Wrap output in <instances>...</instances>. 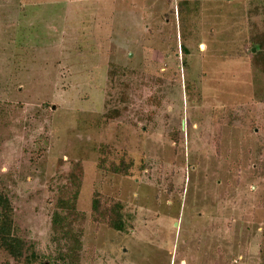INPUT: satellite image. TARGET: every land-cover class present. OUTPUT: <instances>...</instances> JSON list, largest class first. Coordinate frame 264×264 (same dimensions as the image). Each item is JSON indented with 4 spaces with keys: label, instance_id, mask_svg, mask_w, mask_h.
I'll return each instance as SVG.
<instances>
[{
    "label": "rangeland",
    "instance_id": "rangeland-1",
    "mask_svg": "<svg viewBox=\"0 0 264 264\" xmlns=\"http://www.w3.org/2000/svg\"><path fill=\"white\" fill-rule=\"evenodd\" d=\"M1 194L0 264H264V0H0Z\"/></svg>",
    "mask_w": 264,
    "mask_h": 264
},
{
    "label": "trees",
    "instance_id": "trees-1",
    "mask_svg": "<svg viewBox=\"0 0 264 264\" xmlns=\"http://www.w3.org/2000/svg\"><path fill=\"white\" fill-rule=\"evenodd\" d=\"M178 11L182 12L185 7L178 4ZM77 192L70 197L59 196L56 200L55 210L51 220V228L58 241L62 240L66 248V254L74 258L79 251L80 244L73 230V221L77 220L79 213L76 211ZM11 207L6 196L0 195V247L15 258L21 256L23 244L11 234ZM65 213V215H62ZM119 224V220L115 221ZM76 257V256H75Z\"/></svg>",
    "mask_w": 264,
    "mask_h": 264
},
{
    "label": "water",
    "instance_id": "water-1",
    "mask_svg": "<svg viewBox=\"0 0 264 264\" xmlns=\"http://www.w3.org/2000/svg\"><path fill=\"white\" fill-rule=\"evenodd\" d=\"M254 50V49H253Z\"/></svg>",
    "mask_w": 264,
    "mask_h": 264
}]
</instances>
